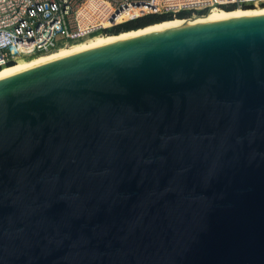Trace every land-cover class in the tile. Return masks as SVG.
<instances>
[{
	"label": "water",
	"instance_id": "1",
	"mask_svg": "<svg viewBox=\"0 0 264 264\" xmlns=\"http://www.w3.org/2000/svg\"><path fill=\"white\" fill-rule=\"evenodd\" d=\"M0 264H264V14L0 78Z\"/></svg>",
	"mask_w": 264,
	"mask_h": 264
},
{
	"label": "built area",
	"instance_id": "2",
	"mask_svg": "<svg viewBox=\"0 0 264 264\" xmlns=\"http://www.w3.org/2000/svg\"><path fill=\"white\" fill-rule=\"evenodd\" d=\"M257 4L264 0H0V67L148 13Z\"/></svg>",
	"mask_w": 264,
	"mask_h": 264
},
{
	"label": "bare ground",
	"instance_id": "3",
	"mask_svg": "<svg viewBox=\"0 0 264 264\" xmlns=\"http://www.w3.org/2000/svg\"><path fill=\"white\" fill-rule=\"evenodd\" d=\"M264 14V4H257L254 6L247 7H233L230 10L212 6L210 7L206 13L201 15L189 16L186 18H172V19H164L162 21L149 24L147 26L132 29V30H124L119 33H99L92 36H89L86 40H81L73 43L70 47L68 45L61 46L53 51L47 53H41L40 55L31 58L26 61H17L9 66H3L0 69V78L9 76L11 74L23 71L25 69L37 66L39 64L48 62L50 60L62 57L64 55L76 52L78 50L87 48L89 46L102 44L106 42H111L115 40H120L124 38H129L137 35H142L146 33H151L155 31H160L164 29H169L173 27H178L186 24L204 22L210 20L217 19H226V18H235V17H245V16H254V15H263ZM29 50V49H28Z\"/></svg>",
	"mask_w": 264,
	"mask_h": 264
},
{
	"label": "trees",
	"instance_id": "4",
	"mask_svg": "<svg viewBox=\"0 0 264 264\" xmlns=\"http://www.w3.org/2000/svg\"><path fill=\"white\" fill-rule=\"evenodd\" d=\"M246 7V6H245ZM227 10H230L232 8H224ZM206 13L205 11H198L196 14H204ZM191 14V11L188 10H181L179 12H177L174 16H176L177 18H186L189 17ZM173 14L171 13H148L145 14L143 16H140L136 19H132V20H127L124 21L122 23L116 24L110 28L98 31L93 33L92 35L95 34H99V33H119L121 31L124 30H132V29H137L138 27H142V26H147L148 24L154 23V22H159L162 20H166V19H172V17H174ZM91 35V36H92ZM13 63L7 64L5 66H9ZM2 67H0L1 69Z\"/></svg>",
	"mask_w": 264,
	"mask_h": 264
},
{
	"label": "rangeland",
	"instance_id": "5",
	"mask_svg": "<svg viewBox=\"0 0 264 264\" xmlns=\"http://www.w3.org/2000/svg\"><path fill=\"white\" fill-rule=\"evenodd\" d=\"M194 15H198V14H190V16H194ZM176 16H174V17H172V18H175ZM177 18V17H176ZM136 19V18H135ZM91 36V35H90ZM89 36H85L84 38H82L81 40H86L87 38H88ZM81 40H78V41H81ZM78 41H75V42H78ZM75 42H72V43H70L67 47H70L73 43H75ZM66 47V46H65ZM38 55H40V54H37V55H35V56H30V57H26V58H23V59H21V60H19V61H26V60H29V59H31V58H34V57H36V56H38ZM18 61V62H19Z\"/></svg>",
	"mask_w": 264,
	"mask_h": 264
}]
</instances>
